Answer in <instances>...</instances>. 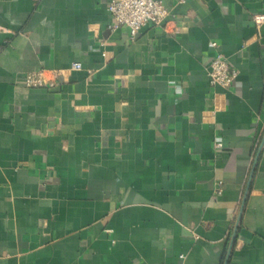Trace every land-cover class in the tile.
<instances>
[{
    "label": "crops",
    "instance_id": "crops-1",
    "mask_svg": "<svg viewBox=\"0 0 264 264\" xmlns=\"http://www.w3.org/2000/svg\"><path fill=\"white\" fill-rule=\"evenodd\" d=\"M107 1L0 0V264H264V0Z\"/></svg>",
    "mask_w": 264,
    "mask_h": 264
},
{
    "label": "built area",
    "instance_id": "built-area-1",
    "mask_svg": "<svg viewBox=\"0 0 264 264\" xmlns=\"http://www.w3.org/2000/svg\"><path fill=\"white\" fill-rule=\"evenodd\" d=\"M107 10L111 18V26L126 25L131 39H134L139 29L146 23L160 24L169 14L161 0H108ZM254 19L260 22L264 20V15L256 14ZM212 44L216 45L215 42ZM69 68L79 70L82 65L80 62H72ZM207 73L212 86L227 88L234 82L238 71L222 54L216 53L207 66ZM49 74L52 78L48 77ZM61 75L60 69L39 68L25 73L24 82L28 87H42Z\"/></svg>",
    "mask_w": 264,
    "mask_h": 264
},
{
    "label": "water",
    "instance_id": "water-1",
    "mask_svg": "<svg viewBox=\"0 0 264 264\" xmlns=\"http://www.w3.org/2000/svg\"><path fill=\"white\" fill-rule=\"evenodd\" d=\"M254 166H255V161H254V164H253V167H252V169H251V173H250V174H252L253 169H254Z\"/></svg>",
    "mask_w": 264,
    "mask_h": 264
}]
</instances>
